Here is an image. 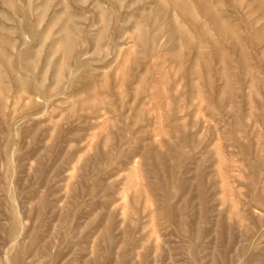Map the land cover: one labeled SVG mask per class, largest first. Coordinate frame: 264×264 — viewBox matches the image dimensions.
<instances>
[{
  "label": "rangeland",
  "instance_id": "obj_1",
  "mask_svg": "<svg viewBox=\"0 0 264 264\" xmlns=\"http://www.w3.org/2000/svg\"><path fill=\"white\" fill-rule=\"evenodd\" d=\"M0 264H264V0H0Z\"/></svg>",
  "mask_w": 264,
  "mask_h": 264
}]
</instances>
